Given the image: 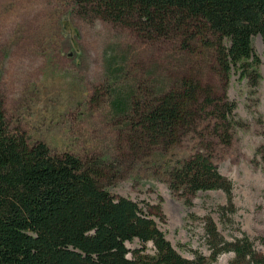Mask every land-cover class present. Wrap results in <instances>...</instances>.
Instances as JSON below:
<instances>
[{
    "label": "trees",
    "instance_id": "obj_1",
    "mask_svg": "<svg viewBox=\"0 0 264 264\" xmlns=\"http://www.w3.org/2000/svg\"><path fill=\"white\" fill-rule=\"evenodd\" d=\"M71 2L79 16L167 44L162 60L170 57L171 67L161 79L149 74L128 85L126 94H114L112 106L127 129L121 149L129 157L150 156L200 134L198 147L155 175L185 205L198 192L229 195L230 183L212 161L211 144L202 143L203 132L222 144L231 142V131L239 126L236 104L227 97L233 77L243 83L247 98L256 96L260 59L252 39L260 36L264 55V0ZM123 55L118 46L105 52L111 76L119 73ZM256 152L264 166V143ZM106 159L84 160L53 153L43 141L29 143L22 131H10L0 102V264H218L217 257L226 253L231 254L226 264H264V253L248 236L225 240L209 216L204 218L209 255L183 257L149 210L110 194L106 186L121 175ZM134 240L141 246L128 248ZM149 242L152 254L145 252Z\"/></svg>",
    "mask_w": 264,
    "mask_h": 264
},
{
    "label": "rangeland",
    "instance_id": "obj_2",
    "mask_svg": "<svg viewBox=\"0 0 264 264\" xmlns=\"http://www.w3.org/2000/svg\"><path fill=\"white\" fill-rule=\"evenodd\" d=\"M252 44L260 59L261 83L256 96L247 98L243 83L231 79L227 97L236 104L239 124L231 131V142L222 144L203 132L202 143L211 144L212 161L230 183V194L198 192L190 205L155 174L191 153L201 135H186L150 156L129 157L121 149L126 122L112 106L114 94H126L133 81L149 74L161 79L160 73L171 67L170 57L162 60L166 42L147 41L122 26L79 16L71 0H0V102L10 131H22L29 143L43 141L53 153L70 152L84 160L107 158L121 175L106 186L110 194L149 210L183 257L192 258L195 252L209 255L206 216L225 240L246 235L264 253V166L256 156L264 143V55L259 35ZM115 46L124 51L125 61L111 76L105 52ZM185 63H178L177 69ZM126 246L141 245L134 240ZM145 252L153 253L150 242ZM230 256L221 254L216 262L226 264Z\"/></svg>",
    "mask_w": 264,
    "mask_h": 264
}]
</instances>
